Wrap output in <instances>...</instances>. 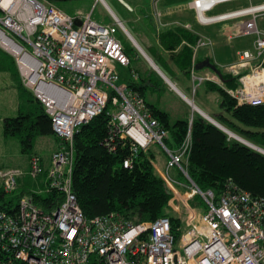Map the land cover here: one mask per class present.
Listing matches in <instances>:
<instances>
[{
  "label": "built area",
  "instance_id": "built-area-1",
  "mask_svg": "<svg viewBox=\"0 0 264 264\" xmlns=\"http://www.w3.org/2000/svg\"><path fill=\"white\" fill-rule=\"evenodd\" d=\"M234 1L207 6L192 0L190 7L203 25L224 15L243 18L242 35L256 36V51L244 50L228 67L241 82L228 93L240 104H262L264 31L258 19L264 15V3L210 15L217 6ZM248 9L255 11L238 15ZM111 14L114 22L102 24L91 13L73 16L48 0H0V49L14 58L24 85L51 118L59 145L52 154L48 187L64 194L62 204L52 211L40 208L30 195L20 198L16 212L0 210V264H264V196H254L230 180L217 197L191 179V132L178 147L169 148L170 132L153 116L145 98L120 82L117 66L128 67L130 58L117 34L127 30ZM208 44L200 41V46ZM259 58L263 61L253 65ZM192 74L199 83L214 80L210 74L197 76L194 69ZM109 104L107 145L112 150L117 140L128 145L124 166L132 168L138 152L157 143L168 156L159 175L173 196L182 186L186 201L200 196L206 203L202 211L188 208L178 241L166 216L134 222L116 212L93 218L83 213L73 191L74 137ZM173 169L186 180L174 178ZM42 171L41 158L34 155L29 174L37 178ZM25 174L20 168L1 170L3 190L15 192L18 178Z\"/></svg>",
  "mask_w": 264,
  "mask_h": 264
},
{
  "label": "trees",
  "instance_id": "trees-1",
  "mask_svg": "<svg viewBox=\"0 0 264 264\" xmlns=\"http://www.w3.org/2000/svg\"><path fill=\"white\" fill-rule=\"evenodd\" d=\"M48 1L59 6L63 2L77 0ZM175 30L169 29L160 36L162 46L170 51L176 50L184 38L191 36L184 30ZM170 33L174 36L173 40L169 38ZM164 35L168 37L164 38ZM124 48L126 53H129L128 48L125 46ZM7 55L0 49V67H6L11 73L20 103L17 116L4 119V136L18 138L22 151L29 155L30 165L27 170L20 168L27 174L18 178V187L15 191L20 187H24V191L14 199L6 200L7 193L3 190L0 180V210L14 213L17 211L20 198L23 195H30L40 208L52 211L62 204L64 194L48 187L52 155L50 164L47 165L44 156L35 151V146L41 137L51 135L56 137L52 121L42 103L24 85L14 58ZM173 55L176 57L173 60L176 65L189 76L193 51L185 46L179 53ZM153 58L165 72L158 59L155 56ZM184 62L188 64L183 65ZM239 79L240 76L229 74H223L222 77V80L228 81L232 88L240 86ZM143 81L148 87L149 85L162 87V83L152 76ZM129 84L145 98L147 86L136 82ZM206 84L209 91L219 95L220 106L227 114L213 118L231 131L264 148V103L240 104L228 93L227 88L212 82ZM146 104L153 116L170 132V139L166 140L169 148L178 147L188 132H191L192 146L188 174L202 191L212 190L218 197L226 190L227 183L231 180L239 188L254 196H264V154L230 138L227 133L200 114L196 113L192 118L189 115L188 118L171 124L168 112L147 101ZM110 109L109 104L103 113L82 125L75 133L72 181L73 191L83 213L87 218H93L116 212L134 222L166 216L170 218L172 232L178 241L185 229V217L176 214L170 205L173 194L154 167L155 154L149 150V147L140 150L133 167L126 168L124 162L130 153L128 145L122 144L119 140L116 141L113 150L107 145L110 123L107 112ZM56 139L59 145V139L57 137ZM34 155L40 156L43 169L37 178L29 174ZM9 168L19 167H4L0 168V171ZM180 176L186 180L182 174ZM29 177L36 180L32 182L33 184L38 182L40 184L36 187L23 186L20 180ZM42 178L44 181L41 180ZM190 203L199 209L207 207L200 196H195Z\"/></svg>",
  "mask_w": 264,
  "mask_h": 264
},
{
  "label": "crops",
  "instance_id": "crops-1",
  "mask_svg": "<svg viewBox=\"0 0 264 264\" xmlns=\"http://www.w3.org/2000/svg\"><path fill=\"white\" fill-rule=\"evenodd\" d=\"M105 1L107 5L111 8V10L108 8V6H106L104 3L103 4L106 6L108 13H110V15L112 16L111 12L115 14L116 11L114 12L113 7L109 4V2L107 0ZM116 1L121 6H123L129 13L134 15L133 17L134 19H132L133 23H130L132 30L128 27V24L125 23L124 20L122 21L120 16L116 14L115 15L118 16V18L124 23V25L126 24L125 28L126 29L129 28L130 31L128 29L127 31L135 38L137 43L140 44V47L143 49V51L154 62H155L153 58L154 56L156 57V59H158L160 65H162L165 72H163L162 70L161 71L167 76V78H169L172 81V83L184 95L185 94L188 95L185 92V90H188V89L192 90L193 92H195L196 90V95H197L198 89L201 88L204 92V98H202V100L199 101V103H197L195 99H194V102L207 115L211 117H213V115H215L216 117L218 115L227 116L225 111H223V109L220 106L219 95L216 92L209 91L206 83L207 82L216 83L220 85L221 87L227 88V91H228V90H236L240 88L241 82H240L239 87L232 88L230 87L228 81L222 80V77H220L213 70L209 68L197 70L196 66L198 64H201L203 61L210 60L211 63L215 64L218 67V69L221 71L222 74H229L231 76H234L233 74L229 72L228 67L239 61L240 53L243 52L244 50H250L252 52L256 51L255 50L256 36L255 35H246V36L242 35L241 20L243 18L242 19L219 20L209 25H203L199 23L195 11L190 7L192 0H123L124 2L125 1L127 2V3L125 2L126 4L129 3L134 8L132 9L131 6L128 4V6H130L131 8L130 10L125 6V4L122 1L120 0H116ZM263 3L264 1L254 2V0H238V1L230 2V3H224L226 6L236 4V7L233 8V6H230L228 7V9H220V8L218 9V6H217L213 11H211L210 15H219V14L234 11L240 8L248 7L250 5H257V4H263ZM78 14H81V13L79 12ZM86 14H90V13H86ZM110 23H112V21L106 24H110ZM135 24L137 25L135 26ZM258 26L260 30L264 31V15L258 19ZM169 29L170 30L181 29V30H184L185 32H188L191 36H189V38L188 37L184 38L176 50L170 51V50L165 49L162 46V43L160 40V36L163 35L165 31ZM125 35L128 36L127 33H125ZM171 35L172 33L169 34V38L173 40L174 36H171ZM250 36H254V38L249 40L248 37ZM166 37L168 36L164 35V38ZM203 39L205 41L208 40L210 44L205 45V46H200V41ZM185 46L190 48L193 51V55L191 57L192 60L190 62L192 66L191 74L189 76L185 75L181 71V69L176 65V63L173 61L174 58H176V57H173L174 56L173 54L179 53L180 50ZM134 48L136 50V53L133 54V56L131 55V53H127L130 58L129 66L128 67H124L121 65L117 66V69L120 75V81L123 83H128V84L130 82H136L138 84H143L147 87L148 85L143 80L150 76L157 78V80L160 81L156 75L157 71L153 68V66L144 56V54L136 47V45ZM262 61H263V58H259V59L254 60L252 63L253 65H256V64L261 63ZM186 64H188V62L183 63V65H186ZM122 69H125L128 74V78L124 77V79L126 80L122 78V74H121ZM193 69L195 70V74L197 76H204L206 74H210L214 77V80H208L203 83H199V81L193 79V74H192ZM247 72L248 70L242 71V73H247ZM182 74L185 75V78L188 80V82H186L185 80H179V79L172 80L171 76L176 75L179 77ZM154 82L157 84V81L154 80ZM1 84H10L12 85V87L16 88V85L12 78L11 73L6 69V67H2V66L0 67V85ZM149 86L150 87H148V90L152 92L162 93V91L164 90V91H167L172 96L178 95L177 97L179 98V100L184 101L185 104L182 106V108H180V111L178 110V113H176L175 115L174 110L164 108L165 105L161 103L158 97L154 98L153 100H148L145 94V99L147 102L154 104L158 108L169 113L171 124L175 123L177 120L188 118L189 115L191 116V110H190L191 106L170 85H169L170 87L169 89L165 87H163V89L162 87L157 88L153 85H149ZM0 91H2V89H0ZM209 97L210 99H213V101H211L210 103L208 102ZM214 104H216L217 109L214 107H211ZM14 111L15 110H13V112ZM18 112L19 111L17 109V111H15V113L12 115H7L9 113L4 112V111L0 113L4 114L3 116L5 118V117L17 116ZM192 113L194 115V112ZM55 144L56 145L54 149H57L58 148L57 139L55 141ZM53 152L51 153V155L53 154ZM44 159L48 161L45 156H44ZM167 159H168V156H166V154H164L161 150L155 154V164L157 166L155 168L158 173L160 169L163 170L165 168ZM26 165L27 164L23 162V166H26ZM22 168L24 169L25 167H22ZM28 168H29V164H28ZM171 174L177 180L182 181V182L185 181L180 176V172L177 169H173L171 171ZM20 181H21V184L25 187H29V185H34L36 187L37 185L40 184V182L33 184L27 178H24ZM185 192H186L185 187L177 186L176 191L174 192L175 194L173 198L171 199V203H170L174 212L184 217L186 213L188 212L187 211L188 208L192 207L191 203L186 201V198L184 196Z\"/></svg>",
  "mask_w": 264,
  "mask_h": 264
},
{
  "label": "rangeland",
  "instance_id": "rangeland-1",
  "mask_svg": "<svg viewBox=\"0 0 264 264\" xmlns=\"http://www.w3.org/2000/svg\"><path fill=\"white\" fill-rule=\"evenodd\" d=\"M107 1L113 7L114 12L115 11L117 12V13L115 12V14L120 16L122 21L124 20L125 23L128 24V27L131 29L130 23H133L132 19H134L133 18L134 15L129 13L123 6H121L119 3H117L116 0H107ZM261 1H264V0H254V2H261ZM230 6H233V8H234V7H236V4L228 5V6H226L225 4L219 5L218 9L219 8L220 9H228V7H230ZM58 7L70 15L75 16L79 12L81 14L91 13L92 17L101 23L106 24V23H109L110 21L114 22V18L110 15V13H108L106 6L100 0L68 1V2H63ZM131 8L134 9L132 6H131ZM136 25L137 24H135V26ZM129 28H127V29L129 30ZM117 37L122 41L124 46L128 48V52L131 53V55L133 56V54L136 53V50L134 49L135 44L133 43V41L127 35H125V33L121 29L119 30ZM252 38H254V36L248 37L249 40H251ZM6 56H8L7 53H6ZM121 74H122L123 79H124V77L128 78V74H127L125 69H122ZM156 75L159 78V80L162 82V87L169 89L170 87L166 83L164 78L158 72H156ZM171 77H172V80L179 79V80H185L186 82H188V80L185 78L184 74H182L179 77L176 75H173ZM124 80H126V79H124ZM0 89H2V91H0V112L4 111V112L9 113L7 115H12L15 113V111H17V109L19 111V107H18L19 106L18 105L19 104V98H18L19 94H18L17 89L15 87H12V85H10V84H1ZM172 92H174V91H172ZM185 92L188 94V95H186V94L185 95L188 97V99L191 102L192 101L194 102V99H195L196 102L199 103V101H201L202 98H204V92L201 88L198 89L197 95H196V90H195V92H193L192 90L188 89V90H185ZM154 93H156V94H154ZM174 94H176V93H174ZM146 96H147L148 100H153L154 98L158 97V99L161 101V103L163 105H165L164 108L174 110L175 115H176V113H178V110L180 111V108H182V106L185 104L184 101L179 100V98L177 97L178 95L172 96L167 91H164V90L162 91V93L152 92V91L148 90L146 92ZM211 101H213V99H210V97H209L208 102L210 103ZM195 105H196V103H195ZM218 106H219V104H218ZM211 107H214L217 109L216 104H214ZM191 108H190L191 117L193 115L192 112H194V114H196V113L199 114L197 111H195ZM13 110H15V111L13 112ZM3 115L4 114L0 113V168H4V167L22 168V167H25L24 169H28V164L30 165L29 155L22 151L21 144H20V141L18 140V138H16V137L6 138L4 136V119L6 117L4 118ZM213 117H216V116L213 115ZM233 133L236 134L235 132H233ZM236 135L239 136L238 134H236ZM230 137L235 139L233 136H230ZM242 138H244V137H242ZM244 139L251 143V141L247 140L246 138H244ZM235 140H237V139H235ZM39 141L37 142V144L35 146V151L40 153L41 155L45 156L48 160L46 164L49 165L50 159H51V153L56 150V149H54L55 145H56L55 144L56 138L53 135L44 136V137H41V139H39ZM161 148L162 147H160L159 145H155V144H151L149 146V150L152 153L156 154L161 150L165 154V152L163 151L164 149L162 150ZM262 149H264V148H262ZM256 151H258V150H256ZM260 153L264 154L261 151H260ZM23 162L27 165L23 166ZM20 164L22 167L20 166ZM27 179L30 180L31 182H36V180L33 178L29 177ZM41 180L44 181V178H42ZM23 191H24V187H20L14 193H7L6 194V200L14 199L16 196H18ZM198 210L202 211L204 209L198 208Z\"/></svg>",
  "mask_w": 264,
  "mask_h": 264
},
{
  "label": "water",
  "instance_id": "water-1",
  "mask_svg": "<svg viewBox=\"0 0 264 264\" xmlns=\"http://www.w3.org/2000/svg\"><path fill=\"white\" fill-rule=\"evenodd\" d=\"M102 1L106 6L107 3L105 0H100ZM108 8L111 10V8L108 6ZM76 24L79 25L80 21L76 20ZM127 30V29H126ZM129 38L133 41V43L136 45V47L144 54V56L147 58V60L150 62V64L153 66V68L164 78V80L177 92L179 93L185 100L186 102L193 108V109H197V112L202 115L205 119H207L210 123H212L213 125L217 126L218 128H220L221 130H223L225 133H227L228 135H230L228 132L229 129H227L223 124H221L218 120L213 119V117L207 115L205 112H203L199 107H197L196 105H192L191 101L188 99L187 96H185L175 85V88L171 85L172 81L167 78V76L161 71V69L159 68V66L143 51V49L140 47V45L137 43V41L135 40V38L127 31ZM197 70H202L204 68H209L211 70H213L214 72H216L220 77H223V74L221 73V71L218 69V67L211 63L210 60H206L203 61L201 64H198L196 66ZM194 103V102H193ZM212 118V119H211ZM235 139H237L238 141H240L241 143H244L245 145H247L250 148L256 149L259 152H263L264 153V149H262L261 147L250 143L248 141H246L244 138H242L240 135L239 137L236 136Z\"/></svg>",
  "mask_w": 264,
  "mask_h": 264
},
{
  "label": "bare ground",
  "instance_id": "bare-ground-1",
  "mask_svg": "<svg viewBox=\"0 0 264 264\" xmlns=\"http://www.w3.org/2000/svg\"><path fill=\"white\" fill-rule=\"evenodd\" d=\"M220 0H203V3L204 5H207V6H211L213 4H216L217 2H219ZM207 9H203L202 11L206 12ZM201 11V14H203ZM255 10L254 9H248L246 12L242 13V14H238V15H244V14H248L250 12H254ZM209 19V18H208ZM225 19H229V15H224V16H221L220 18H216L215 20L218 21V20H225ZM174 88V84L172 83L171 84ZM193 103V101L191 102ZM193 106L195 105V103L192 104ZM197 106V105H196ZM198 107V106H197ZM193 109V108H192ZM195 111H197V109H193ZM212 119V118H211ZM214 119V118H213ZM230 132H228L230 134V136H233L234 138L237 136L236 134L233 133V131L229 130ZM239 137V136H238ZM255 150V149H254Z\"/></svg>",
  "mask_w": 264,
  "mask_h": 264
}]
</instances>
